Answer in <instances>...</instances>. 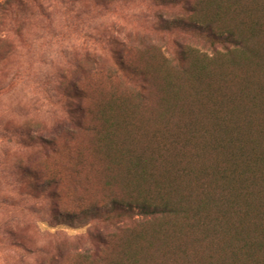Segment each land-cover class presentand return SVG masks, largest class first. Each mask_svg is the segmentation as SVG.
<instances>
[{"label":"rangeland","instance_id":"374dc122","mask_svg":"<svg viewBox=\"0 0 264 264\" xmlns=\"http://www.w3.org/2000/svg\"><path fill=\"white\" fill-rule=\"evenodd\" d=\"M44 1L46 13L30 5L19 24L0 12V264H187L184 250L191 264L216 261L224 241L211 239V228L112 201L147 187L143 174L177 181L190 203L203 186L219 195L199 173L215 162L205 147L218 119L264 144V0ZM193 4L235 32L262 25L257 59L173 28ZM181 47L207 66L201 82L183 75ZM71 117L82 129L68 131ZM34 131L56 140L57 152L31 145L25 136Z\"/></svg>","mask_w":264,"mask_h":264},{"label":"trees","instance_id":"16d2710c","mask_svg":"<svg viewBox=\"0 0 264 264\" xmlns=\"http://www.w3.org/2000/svg\"><path fill=\"white\" fill-rule=\"evenodd\" d=\"M102 1L109 2V0ZM30 5H33L40 13H46L48 10L44 0H6L5 4L0 6V12L1 15L12 18L15 24H19L21 14L25 13ZM198 5L191 6L192 13L187 21L177 19L172 23L173 28L185 27L187 30H184L201 37L211 48L219 44L227 48L230 53L231 49L227 46L232 45L240 51L239 57L257 59V51L253 44H255L254 38L257 37L255 33L261 32L262 25L258 24L253 34L235 32L221 22L219 15L216 14L212 18L201 15ZM167 31L171 32L172 26H168ZM111 39L110 44H118L116 39ZM187 53L181 47L179 56L185 63L182 73L195 83L201 82L206 77L204 75H206L207 66L198 63L196 65L192 60V53L190 59ZM259 57V63L262 65L261 56ZM237 63V61L233 62V64ZM263 88L262 83L261 89ZM201 91L205 94V90ZM259 97L255 101L258 102ZM219 104L227 105L225 101L220 103L214 101L215 106ZM69 111L73 110L69 109ZM218 121L220 129L215 131L214 140L205 147V150L215 158V162H202L199 173L207 178L213 177L216 188L221 191L219 195L213 194L207 186H203L202 197L190 203L187 197L181 196L177 181L167 185L157 180L151 183L147 180L148 174H143L139 178L147 187L143 188L142 184L137 183L125 200L114 199L112 204L116 208L120 205L136 206L140 214L147 218L181 221L193 229L198 226L203 227L204 230L211 228L210 231L213 234L211 239L223 240L224 246L221 248L220 258L218 257L216 261L210 258L207 264H264V144H261L259 140L251 143L246 137L236 134L235 130H231L224 122L219 119ZM67 123L68 131L80 130L83 126L75 117L68 118ZM34 132L35 136L29 134L25 136L31 145L57 152L56 140H46L42 132ZM192 136L190 135L191 138ZM260 136L263 140L264 132H261ZM135 164L140 165L137 161ZM24 173L28 177L36 176L32 171L24 170ZM210 212H214L215 215L210 217ZM232 216L235 218L234 221L231 219ZM251 225L254 227L252 235H247ZM175 233L181 235V230L176 227ZM204 235L208 234L204 233ZM211 239L209 236L206 238L213 242ZM178 256L182 260H188L187 264H191L194 253L184 250L178 253ZM138 262L139 260H135V263Z\"/></svg>","mask_w":264,"mask_h":264}]
</instances>
